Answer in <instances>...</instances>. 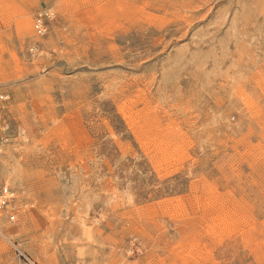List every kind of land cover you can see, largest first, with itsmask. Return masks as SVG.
<instances>
[{
  "label": "rangeland",
  "instance_id": "374dc122",
  "mask_svg": "<svg viewBox=\"0 0 264 264\" xmlns=\"http://www.w3.org/2000/svg\"><path fill=\"white\" fill-rule=\"evenodd\" d=\"M0 115V264H264V0H0Z\"/></svg>",
  "mask_w": 264,
  "mask_h": 264
},
{
  "label": "built area",
  "instance_id": "2783aa9c",
  "mask_svg": "<svg viewBox=\"0 0 264 264\" xmlns=\"http://www.w3.org/2000/svg\"><path fill=\"white\" fill-rule=\"evenodd\" d=\"M53 17L54 12L52 9L45 8L38 10L34 15V29L36 33L43 35L48 30V24L53 19ZM1 120L2 117L0 115V122ZM13 200V192L5 185L0 186V211L9 207L10 210L7 216L9 220L14 218V215L12 214L14 209Z\"/></svg>",
  "mask_w": 264,
  "mask_h": 264
},
{
  "label": "bare ground",
  "instance_id": "6f19581e",
  "mask_svg": "<svg viewBox=\"0 0 264 264\" xmlns=\"http://www.w3.org/2000/svg\"><path fill=\"white\" fill-rule=\"evenodd\" d=\"M16 185H17V187H19L18 184H16ZM14 188H15V187H14Z\"/></svg>",
  "mask_w": 264,
  "mask_h": 264
}]
</instances>
